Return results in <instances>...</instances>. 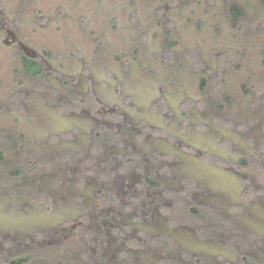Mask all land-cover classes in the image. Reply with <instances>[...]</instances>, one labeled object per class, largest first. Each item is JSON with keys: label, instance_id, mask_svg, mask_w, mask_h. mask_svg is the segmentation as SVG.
<instances>
[{"label": "rangeland", "instance_id": "obj_1", "mask_svg": "<svg viewBox=\"0 0 264 264\" xmlns=\"http://www.w3.org/2000/svg\"><path fill=\"white\" fill-rule=\"evenodd\" d=\"M0 156V264H264V0H0Z\"/></svg>", "mask_w": 264, "mask_h": 264}, {"label": "flooded vegetation", "instance_id": "obj_2", "mask_svg": "<svg viewBox=\"0 0 264 264\" xmlns=\"http://www.w3.org/2000/svg\"><path fill=\"white\" fill-rule=\"evenodd\" d=\"M39 64L41 65L40 62H39ZM110 115L113 117V113H110ZM199 157L200 158L202 157V153L199 154ZM246 159H248V158H246ZM128 160H129V162H125V165L126 166H125V168L122 171V173H124V176H121V178H120L121 181L120 182H114L113 180L111 181L112 182L111 184H113V185L116 184V186H118V185L121 186L122 190L120 189L118 191L119 194L120 193L121 194H125L124 193V191H125V192H127V194L131 195V189L135 190V187L134 186H136V184H137V185H139V187H141V190L138 188L139 189L138 193L140 192V194H143L142 196L145 195V197L147 195H149V194L152 196V198L151 199H148L146 201V203L144 201H141L142 204L150 205L152 207H156V209L158 207L161 208V209H165V206L166 205H168L172 209H181V208L184 207L183 205H185V206H187L189 208L190 211L195 212V214H198V216L204 217V219L205 218L207 219V217H209V218H212L213 217V218H215V220H212V222H209L208 221L207 224H205L206 225V228L205 227L204 228L202 227L201 229H198V230H201V231L205 230L204 232L207 233V235L209 234L208 231H211V229L213 230V232L216 231V229L218 231H221V232L222 231H231V230H233L234 227L231 224H229L226 221H224V219L221 217V215L219 213V212H221V210L214 209V208H212L209 205L208 206H205L204 204H203L202 208H200V206L194 207L192 205L193 203L194 204H196V203H201L202 204V202H199L198 200H196V201H187V202H182L181 201L182 203L181 202H177V200H175V201L172 200V202H170L168 204L167 201H165V197H164L165 194L163 192V189L162 188L160 189V187H161L160 180L161 179L158 178V177H153L151 175H144L142 178H138L136 175H134L132 173V171H134L133 169H131V168L128 169L129 166L134 161H136L135 158H134V156L131 155ZM241 160H242L241 158L238 159L237 164H240ZM149 189L150 190H153L152 191V194L150 193V190ZM249 191H250L249 187H246L245 186V188L243 189L242 193H244L246 195V194H249ZM95 192H96L95 193L96 198H97V200L99 202H107L109 198L110 199H115L113 197V195L110 194V192L108 190H106L105 188L98 187V188L95 189ZM111 193H112V190H111ZM113 193H114V191H113ZM117 196H116V198L118 199ZM142 196H140V198ZM117 199L115 200V203H118ZM137 205L138 204H136L134 202V204H132L131 206L132 207L134 206L135 207V210H136L138 208ZM230 207L233 208L234 205H231ZM171 208H169V209H171ZM199 209H200L201 212L199 211ZM135 210H134V214L133 215H134V217H138L140 213H137ZM141 212H142V214L143 213H147L146 208H141ZM151 214L153 215L154 213H151ZM155 214H157V213L155 212ZM129 215L131 216L132 214H129ZM111 216H114V215L112 214ZM118 216L120 218H123L125 215L118 213ZM158 218L159 217L157 216L156 219H158ZM248 222L249 221H246L244 223L245 224H248ZM234 234L237 235V233H234ZM207 235L204 236L201 239H203L204 241H206L208 239V236ZM239 240H240V242H243V238H239ZM154 241H157L158 243L159 242H161V243H165L166 242L165 238H163L162 236H156ZM250 258L251 257H249L248 254H246L245 252H242V253L238 254V259H237L236 262H230V261L224 259L219 264H250V260H251ZM11 260L12 261H15V258L14 259H11ZM193 261L195 263H197V264H218V263L211 262V260H208L207 258H205L202 255H200V256H194Z\"/></svg>", "mask_w": 264, "mask_h": 264}, {"label": "trees", "instance_id": "obj_3", "mask_svg": "<svg viewBox=\"0 0 264 264\" xmlns=\"http://www.w3.org/2000/svg\"><path fill=\"white\" fill-rule=\"evenodd\" d=\"M235 10L237 11V13H240V11L237 8H235ZM21 60H22L23 68L25 69L26 72L33 75H38L42 72L41 65L39 64V61H37L36 59L27 55H22ZM242 161L245 162V159L241 160V162ZM16 259H17L16 261H22L25 259V257H20V258L17 257Z\"/></svg>", "mask_w": 264, "mask_h": 264}]
</instances>
